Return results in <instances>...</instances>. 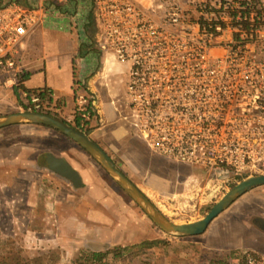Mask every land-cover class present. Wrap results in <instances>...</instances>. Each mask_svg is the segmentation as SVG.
Instances as JSON below:
<instances>
[{"label":"built area","instance_id":"obj_1","mask_svg":"<svg viewBox=\"0 0 264 264\" xmlns=\"http://www.w3.org/2000/svg\"><path fill=\"white\" fill-rule=\"evenodd\" d=\"M68 2L0 0V70L17 79L25 38ZM92 4L101 48L128 67L123 105L149 150L226 184L264 175V0ZM80 87L70 122L85 133L104 121L96 93ZM20 97L21 110L55 111L49 91Z\"/></svg>","mask_w":264,"mask_h":264},{"label":"rangeland","instance_id":"obj_2","mask_svg":"<svg viewBox=\"0 0 264 264\" xmlns=\"http://www.w3.org/2000/svg\"><path fill=\"white\" fill-rule=\"evenodd\" d=\"M159 1L139 0L147 8L156 6ZM78 23L75 20L74 24ZM92 34L88 29L78 34L80 55L75 63V84L85 89L93 77L97 78L93 91L97 100L102 96L111 105L112 113L107 119L102 114L103 124L85 133L98 131V144L169 220L185 224L204 218L239 179L226 184L221 182L224 177H218L220 184L212 182V171L208 168L182 165L149 150L135 135L128 110L123 105L128 67L120 64L111 52L103 50L102 38L96 40ZM86 66L92 74L85 73ZM19 112L26 111L15 109L10 114ZM49 115L74 127L73 121L70 122L63 112L52 111ZM63 141L69 139L45 126L20 124L0 130V264H78L79 258L90 253L121 247L100 250L91 246L79 247L60 232L55 209L49 204L57 191L65 194L59 183L70 182L46 166L45 155L63 147ZM102 170L108 182L133 201ZM141 212L148 217L142 209ZM153 227L161 235L159 240L164 241L158 247L140 254L137 249H132L120 259L109 258L107 264H209V258L197 248L200 236L176 237L164 233L154 223Z\"/></svg>","mask_w":264,"mask_h":264},{"label":"crops","instance_id":"obj_3","mask_svg":"<svg viewBox=\"0 0 264 264\" xmlns=\"http://www.w3.org/2000/svg\"><path fill=\"white\" fill-rule=\"evenodd\" d=\"M47 18L46 23L29 33L19 50L17 79L0 70V117L20 109V90L24 89L49 91L55 111L72 118L76 87L74 69L80 55L78 34L92 30V37L100 40L92 0H69L56 10H49ZM75 20L79 23L74 24ZM87 72L91 70L86 66ZM96 81L93 77L92 90H96ZM99 98L100 111L107 119L112 113L111 105L102 96ZM89 136L99 143L96 140L98 131ZM71 142L70 139L63 141V147L45 155L48 168V156H51L79 178L76 183L70 179L71 184L60 182L65 194L57 191L49 204L55 209L54 216L64 237L75 246H91L95 250L159 240L161 235L151 220L108 182L95 159ZM212 182L220 184L218 177H212ZM185 183L187 185L188 181ZM260 188L237 199L213 221L215 225L211 230L200 235L197 248L209 258V264H240L242 259L246 261L247 255L255 259V264H264V189Z\"/></svg>","mask_w":264,"mask_h":264},{"label":"water","instance_id":"obj_4","mask_svg":"<svg viewBox=\"0 0 264 264\" xmlns=\"http://www.w3.org/2000/svg\"><path fill=\"white\" fill-rule=\"evenodd\" d=\"M20 124L45 126L61 133L84 151L116 181L121 189L145 212L151 221L164 233L176 237H196L203 235L211 223L226 211L237 199L251 190L264 186V175H253L239 181L232 187L202 219L185 224L169 220L139 187L116 165L108 153L89 135L55 116L39 112H19L0 117V130ZM50 169L76 183L79 178L67 166H60L48 156Z\"/></svg>","mask_w":264,"mask_h":264},{"label":"trees","instance_id":"obj_5","mask_svg":"<svg viewBox=\"0 0 264 264\" xmlns=\"http://www.w3.org/2000/svg\"><path fill=\"white\" fill-rule=\"evenodd\" d=\"M162 242L160 240H154V241H144L140 243L139 245H135L131 248L128 247H119L116 249H109L105 252H93L85 257H81L78 259V264H107L109 261V258H112V260L120 259L125 252H128L130 250L137 249L139 254L145 253L146 251H149L153 248L158 247ZM240 264H247V262L242 259Z\"/></svg>","mask_w":264,"mask_h":264}]
</instances>
